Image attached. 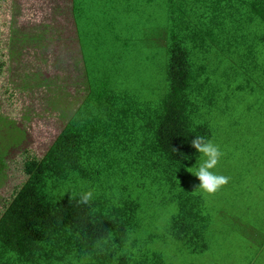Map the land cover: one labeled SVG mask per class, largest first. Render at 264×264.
I'll return each instance as SVG.
<instances>
[{"label": "rangeland", "instance_id": "rangeland-1", "mask_svg": "<svg viewBox=\"0 0 264 264\" xmlns=\"http://www.w3.org/2000/svg\"><path fill=\"white\" fill-rule=\"evenodd\" d=\"M165 4L84 0L74 5L75 25L71 0H0V217L27 180L26 158H43L89 90L94 96L84 116L97 112L103 91L158 106L168 90L167 49L178 39L175 28L159 33L179 17L169 9L174 18L165 26ZM248 23L235 28L231 64L214 51L192 52L191 119L209 128L208 140L222 153L211 171L228 177L226 184L211 194L197 189L191 173L205 159L198 152L175 187L137 190L136 175L121 177L126 162L110 179L72 184L108 209L123 200L140 203L124 247L131 264H264V41H258L264 24ZM205 58L208 71H198ZM184 192L201 198L207 227L201 254L170 236L175 201Z\"/></svg>", "mask_w": 264, "mask_h": 264}, {"label": "trees", "instance_id": "trees-1", "mask_svg": "<svg viewBox=\"0 0 264 264\" xmlns=\"http://www.w3.org/2000/svg\"><path fill=\"white\" fill-rule=\"evenodd\" d=\"M72 1L75 17L74 5L84 0ZM167 1L162 23L174 18L169 9L179 17L173 27L159 31L164 35L171 28L178 31L172 35L178 39L167 49L166 94L152 109L142 101L133 102L123 91L118 95L103 91L97 112L84 116L83 109L94 96L88 89L43 158H26L27 180L0 217V264H68L72 259L79 264H131L124 247L140 203L123 200L109 209L94 199L84 204L73 182L110 179L126 162L121 177L136 175L137 190L175 187L197 153L191 140L197 136L208 140L210 135L206 125L196 126L191 119L192 52L200 49L209 55L214 51L217 58L226 55L231 64L235 28L248 22L247 26L264 24V0ZM241 37L244 42L245 35ZM259 40L264 41V35ZM208 59L198 71H208ZM175 204L171 238L191 254L203 253L207 227L201 198L184 192Z\"/></svg>", "mask_w": 264, "mask_h": 264}, {"label": "clouds", "instance_id": "clouds-1", "mask_svg": "<svg viewBox=\"0 0 264 264\" xmlns=\"http://www.w3.org/2000/svg\"><path fill=\"white\" fill-rule=\"evenodd\" d=\"M191 147L200 154L199 158L201 155L205 157L204 162L200 165L198 170L195 173L190 172L199 181L197 189L203 190L209 194L216 192L222 185L228 182V177L217 175L211 171L217 165L222 155L219 147L211 140H205L201 136H197L191 140ZM91 199V192L81 194L82 203L87 204Z\"/></svg>", "mask_w": 264, "mask_h": 264}, {"label": "crops", "instance_id": "crops-1", "mask_svg": "<svg viewBox=\"0 0 264 264\" xmlns=\"http://www.w3.org/2000/svg\"><path fill=\"white\" fill-rule=\"evenodd\" d=\"M71 2H72V12H73V1L71 0ZM74 16V15H73ZM75 18V17H74ZM74 21H75V19H74ZM75 25H76V23H75ZM78 38V37H77ZM79 40V39H78ZM78 44H79V41H78ZM79 53H80V55H81V51H80V46H79ZM81 57V60H83L82 59V55L80 56ZM83 64V63H82ZM82 68H83V71H86V67L85 66H83L82 65Z\"/></svg>", "mask_w": 264, "mask_h": 264}]
</instances>
